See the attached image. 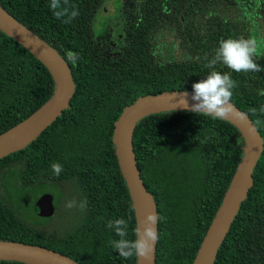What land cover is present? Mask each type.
Returning a JSON list of instances; mask_svg holds the SVG:
<instances>
[{
  "label": "trees",
  "instance_id": "1",
  "mask_svg": "<svg viewBox=\"0 0 264 264\" xmlns=\"http://www.w3.org/2000/svg\"><path fill=\"white\" fill-rule=\"evenodd\" d=\"M100 1L67 0L79 16L64 24L50 0H0L63 59L73 84L67 107L34 139L0 158V240L52 249L78 264H136L111 247L119 237L106 227L109 220L127 219L128 238H134L133 209L111 140L113 121L137 97L192 92L194 82L215 70L235 81L231 103L247 114L262 146L252 184L212 264H264V83L259 72L253 77L220 63L209 68L205 59L222 39L249 38L251 17L264 15V0H124L121 9L131 7L117 19L120 44L113 52L102 48L107 27H92ZM69 50L81 57L76 65L67 59ZM53 89L42 63L0 31V133L35 111ZM131 145L142 184L162 217L154 264H191L242 155L240 132L225 119L167 110L139 119ZM53 163L63 168L59 176ZM43 193L54 200L47 217L32 208ZM70 201L74 207L66 206Z\"/></svg>",
  "mask_w": 264,
  "mask_h": 264
},
{
  "label": "water",
  "instance_id": "2",
  "mask_svg": "<svg viewBox=\"0 0 264 264\" xmlns=\"http://www.w3.org/2000/svg\"><path fill=\"white\" fill-rule=\"evenodd\" d=\"M0 31L19 43L41 62L54 82L53 92L43 104L25 119L0 133L1 158L9 152L22 148L34 139L61 110L67 107L73 92V84L70 71L63 59L41 38L18 23L2 7H0ZM185 93L187 95L184 98L190 107L195 103L191 99V91H161L153 95L137 97L132 103L125 106L117 119L113 121L111 140L130 197L135 227L146 213L155 211V203L139 177L131 145L132 131L136 122L148 114L167 110H186L178 103ZM234 109L235 113L225 120L234 125L242 136V155L191 264H212L216 249L252 184V169L260 154L262 139L247 114L236 106ZM32 208L37 216H50L53 213L51 194H41L34 201ZM154 252L155 244L146 259L135 258V263L154 264ZM0 260H16L27 264H78L70 257L52 249L4 240H0Z\"/></svg>",
  "mask_w": 264,
  "mask_h": 264
},
{
  "label": "clouds",
  "instance_id": "3",
  "mask_svg": "<svg viewBox=\"0 0 264 264\" xmlns=\"http://www.w3.org/2000/svg\"><path fill=\"white\" fill-rule=\"evenodd\" d=\"M67 0H50L49 8L52 10L56 19L64 24H70L79 16V11L67 6ZM259 44L254 38H225L218 42L215 54L207 60V67L214 68L217 63L223 64L228 69L236 73L241 72H259L264 69L255 62V58L264 53L258 51ZM67 59L73 65L81 59L78 53L71 50L66 53ZM191 99L195 103L189 107L184 98L187 93L181 96L178 103L186 110L195 114L208 116L216 120H223L235 113L234 106L231 103L233 89L236 87L235 81L229 73L211 71L208 75L192 84ZM260 95H264L261 90ZM256 112V108L250 109ZM264 112V105L260 108ZM53 173L57 176L63 171L59 163H53L50 166ZM71 208L75 206V201H70L66 205ZM162 217L155 211L146 213L143 219L136 224L133 230L134 238L129 239V222L124 218L109 220L106 227L111 229L119 239L110 242L111 247L116 250L118 255L124 259L137 258L146 259L154 244L159 240L157 225Z\"/></svg>",
  "mask_w": 264,
  "mask_h": 264
},
{
  "label": "rangeland",
  "instance_id": "4",
  "mask_svg": "<svg viewBox=\"0 0 264 264\" xmlns=\"http://www.w3.org/2000/svg\"><path fill=\"white\" fill-rule=\"evenodd\" d=\"M115 13L116 8L113 0H102L91 18L93 23L92 27L95 32L104 25L107 27L105 35L102 38V48L107 52L116 51L120 44V35L116 29L117 19L114 17ZM166 39L167 37H163V41Z\"/></svg>",
  "mask_w": 264,
  "mask_h": 264
},
{
  "label": "flooded vegetation",
  "instance_id": "5",
  "mask_svg": "<svg viewBox=\"0 0 264 264\" xmlns=\"http://www.w3.org/2000/svg\"><path fill=\"white\" fill-rule=\"evenodd\" d=\"M101 1H100L99 5L101 4ZM122 2H124V0H113V3H114L115 8H116V13L114 15V17L116 19H118L119 17L122 18L123 12H129L130 11V7H131L130 3L127 5V7L124 8V6H123V9H121V5H122L121 3ZM99 5L97 6V8L99 7ZM96 9L94 10L93 14L95 13ZM93 14H92V16H93ZM249 26H250L249 33L251 34V35L249 34V37L257 40V42L259 44L258 51L260 53H264V15H253L251 17V21H250ZM255 62L258 65H260L262 69H264V55L257 56L255 58ZM249 73H250V76L256 77V74L254 72H249ZM259 74H260L259 78H262V82L264 83V70L259 71ZM52 205H53V210H54L53 200H52Z\"/></svg>",
  "mask_w": 264,
  "mask_h": 264
}]
</instances>
